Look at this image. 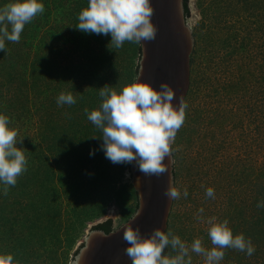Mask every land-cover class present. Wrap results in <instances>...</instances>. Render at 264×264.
Wrapping results in <instances>:
<instances>
[{
    "label": "rangeland",
    "instance_id": "rangeland-1",
    "mask_svg": "<svg viewBox=\"0 0 264 264\" xmlns=\"http://www.w3.org/2000/svg\"><path fill=\"white\" fill-rule=\"evenodd\" d=\"M173 198L131 264H264V0H188ZM140 44L108 0H0V264H73L136 212L127 122Z\"/></svg>",
    "mask_w": 264,
    "mask_h": 264
},
{
    "label": "water",
    "instance_id": "water-1",
    "mask_svg": "<svg viewBox=\"0 0 264 264\" xmlns=\"http://www.w3.org/2000/svg\"><path fill=\"white\" fill-rule=\"evenodd\" d=\"M140 44L127 122L135 214L109 233L92 230L73 264H131L163 235L173 198L168 141L189 86L193 37L182 0H108Z\"/></svg>",
    "mask_w": 264,
    "mask_h": 264
},
{
    "label": "trees",
    "instance_id": "trees-1",
    "mask_svg": "<svg viewBox=\"0 0 264 264\" xmlns=\"http://www.w3.org/2000/svg\"><path fill=\"white\" fill-rule=\"evenodd\" d=\"M182 5H183V12H184V17L187 19L190 15V9L188 6V0H182ZM137 208V205H136ZM100 230L103 231L104 233H109L113 231L115 228L113 227V222L111 219H107L104 222L98 223L94 225L91 230ZM82 247V245H81Z\"/></svg>",
    "mask_w": 264,
    "mask_h": 264
}]
</instances>
